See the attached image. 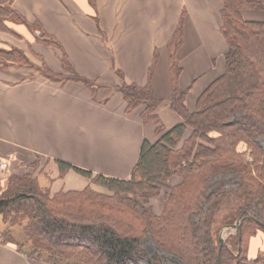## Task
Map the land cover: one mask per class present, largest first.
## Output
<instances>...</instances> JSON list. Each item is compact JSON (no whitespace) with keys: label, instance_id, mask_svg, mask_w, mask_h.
Returning <instances> with one entry per match:
<instances>
[{"label":"trees","instance_id":"16d2710c","mask_svg":"<svg viewBox=\"0 0 264 264\" xmlns=\"http://www.w3.org/2000/svg\"><path fill=\"white\" fill-rule=\"evenodd\" d=\"M13 1L0 0V31L13 33L10 21L31 29L38 25L40 39L59 45L38 21L30 22L17 11ZM244 9L264 10V0H223L221 32L228 45L223 70L191 107L187 103L191 87L180 84L182 14L169 45L171 107L181 114L182 122L166 130L155 113L161 98L150 82L140 85L124 80L119 86L126 113L141 107L144 122L155 121L160 134L155 142L143 139L128 178L96 173L61 159L56 162L62 173L74 169L107 192L90 184L51 194L29 174L10 177L0 194V213L7 226L26 219L24 231L34 238L32 254L16 244L18 251L53 264H138L142 258L148 264H168L161 253L147 251L144 240L150 237L187 264H264V256L241 257L240 235L235 252L223 244L219 256L221 243L217 244L215 235L221 221L232 224L241 219L264 229V19H248ZM156 60L157 53L154 64ZM63 61L69 74L53 73L46 65L40 71L56 80L94 83L76 72L66 57ZM11 63L32 64L22 50L0 47V64ZM152 71L153 65L150 76ZM188 128L192 131L185 137ZM173 175L181 176L182 181L164 194V209L157 214L151 199L161 195L158 182ZM224 180L234 184L225 185ZM223 209L228 214L219 220ZM10 231L8 228L0 236L9 238ZM59 236L65 240L60 241ZM0 241L11 244V238Z\"/></svg>","mask_w":264,"mask_h":264},{"label":"crops","instance_id":"0c3cea01","mask_svg":"<svg viewBox=\"0 0 264 264\" xmlns=\"http://www.w3.org/2000/svg\"><path fill=\"white\" fill-rule=\"evenodd\" d=\"M12 6L59 43L38 37L24 23L0 31V47L22 50L32 64H0V171L2 189L13 175H31L51 194L83 189L91 180L74 169L62 173L56 159L102 173L128 178L144 138L159 137L155 121L144 122L141 107L126 113L119 90L124 80L150 82L161 103L156 107L166 130L183 121L172 109L169 45L185 13L184 42L178 51L180 84L191 87V107L198 94L223 70L227 41L221 32L223 0H14ZM248 19L263 20L264 10L244 9ZM157 60L154 64V56ZM66 57L91 85L45 76L47 66L65 71ZM215 59V63H214ZM153 71L150 76V68ZM123 72V76L118 72ZM192 129L188 128L185 137ZM182 181L173 175L168 189ZM152 199L160 214L164 194ZM0 264H53L38 261L0 241Z\"/></svg>","mask_w":264,"mask_h":264},{"label":"rangeland","instance_id":"374dc122","mask_svg":"<svg viewBox=\"0 0 264 264\" xmlns=\"http://www.w3.org/2000/svg\"><path fill=\"white\" fill-rule=\"evenodd\" d=\"M33 29L39 31L40 28L38 25H33ZM40 34H41V32L39 31L38 35H40ZM244 147L245 146H243L242 149H244ZM247 158L250 159L249 154L247 155ZM224 181H225V185H228V186L234 184V182H230V180H224ZM2 184H3L2 177H0V189L3 188ZM91 185L97 191H101V192H105V193L107 192V190L96 185L95 183H91ZM168 187H169L168 183L162 184V192H161V195L159 197L163 196L162 193L166 192ZM152 199H151V203H152ZM164 201H165V199H164ZM228 211H229L228 209H223L219 213V220H222L224 218V216H226L228 214ZM241 221L242 220L239 219V220L234 221L232 224L239 223ZM26 224H27V220L24 219L21 222V224L7 226V224L4 222L3 214L0 213V233L2 234V232L4 230L11 228L10 237L8 238L6 236L5 237L0 236V240H2L3 238L10 240V238H11V244L12 245L15 246L16 244H18L21 248L26 250V252H29V254H32L33 250H35L34 244H33L34 238L29 237L26 234V232L24 231V226H26ZM242 224H243V226H242V230H241L238 227L228 226L229 224L223 223V221H221L218 224V228H217V231L215 234L217 244L221 243V237H222V239H223L222 246H223V244H226L229 246V248L232 251L235 252L234 244H235V241H237L238 236L240 235V237H241V245L240 246L241 247L239 250H241V253H242L241 257H248L250 259H255V258H259V257L264 256V229L261 226H259L258 224H256L255 222H245L244 223L242 221ZM44 233L49 235V233H47L46 231H44ZM59 240L64 241L65 237L59 236ZM144 241H145L144 242L145 247L149 253H155V252L161 253L164 256L165 260L168 262V264H187V262L185 260L181 259L180 257L174 256L169 251H167L163 248H160L153 240L150 239V237L146 238ZM35 255H39V252H35ZM148 263H149V261L145 258H142L138 261V264H148ZM242 264H254V263H251L249 261H242Z\"/></svg>","mask_w":264,"mask_h":264},{"label":"water","instance_id":"95a60500","mask_svg":"<svg viewBox=\"0 0 264 264\" xmlns=\"http://www.w3.org/2000/svg\"><path fill=\"white\" fill-rule=\"evenodd\" d=\"M241 224H242V222H239V223L229 224L228 226H231V227H238L239 229H241ZM222 243H223V239H222V237H221V246H220V250H219V256H220V254H221Z\"/></svg>","mask_w":264,"mask_h":264},{"label":"built area","instance_id":"2783aa9c","mask_svg":"<svg viewBox=\"0 0 264 264\" xmlns=\"http://www.w3.org/2000/svg\"><path fill=\"white\" fill-rule=\"evenodd\" d=\"M5 167V163L0 155V171Z\"/></svg>","mask_w":264,"mask_h":264}]
</instances>
